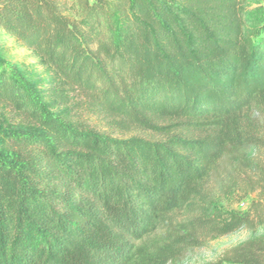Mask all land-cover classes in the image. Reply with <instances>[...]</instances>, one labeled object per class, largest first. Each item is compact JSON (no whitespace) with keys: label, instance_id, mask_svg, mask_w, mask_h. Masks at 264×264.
I'll return each mask as SVG.
<instances>
[{"label":"trees","instance_id":"1","mask_svg":"<svg viewBox=\"0 0 264 264\" xmlns=\"http://www.w3.org/2000/svg\"><path fill=\"white\" fill-rule=\"evenodd\" d=\"M247 16L246 0H0L43 68L0 45V264H177L264 225V21ZM232 195L255 196L247 213L221 208ZM209 264H264V236Z\"/></svg>","mask_w":264,"mask_h":264},{"label":"rangeland","instance_id":"2","mask_svg":"<svg viewBox=\"0 0 264 264\" xmlns=\"http://www.w3.org/2000/svg\"><path fill=\"white\" fill-rule=\"evenodd\" d=\"M247 1V29L250 31H258L264 21V0H246ZM0 45L6 53L8 61L18 65L20 68L37 72H43V68L37 63L35 58L31 57L30 52L18 47L14 39L0 29ZM6 118L12 119L13 113H5ZM74 118L81 123L89 124L94 129L108 133L116 138H129L132 136H141L152 141H160L165 138V135L160 134V130L146 131L136 127H128L122 129L117 122L92 115L86 111L74 113ZM159 126L167 124L159 123ZM255 196H251L243 201H240L238 195L222 198L220 206L226 211H235L239 213H247L251 207V203ZM264 236V225L250 231L242 229L235 234L223 237L214 241L208 242L203 248L193 249L187 257L177 264H209L218 259L226 250L235 247L254 237Z\"/></svg>","mask_w":264,"mask_h":264}]
</instances>
